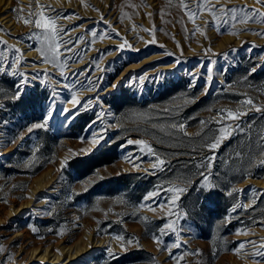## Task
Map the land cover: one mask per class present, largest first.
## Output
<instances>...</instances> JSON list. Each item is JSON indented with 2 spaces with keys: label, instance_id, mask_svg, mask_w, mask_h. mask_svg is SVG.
I'll return each mask as SVG.
<instances>
[{
  "label": "rangeland",
  "instance_id": "374dc122",
  "mask_svg": "<svg viewBox=\"0 0 264 264\" xmlns=\"http://www.w3.org/2000/svg\"><path fill=\"white\" fill-rule=\"evenodd\" d=\"M185 2L196 9V0ZM180 3L39 0L64 29L55 63H48L37 50H47V33L19 19L41 11L36 0H0V63L11 66L0 70V264H264L254 255L264 251V172L253 174L264 167V22L231 26L217 12L218 32L205 24L213 20L209 12L193 24ZM211 5L264 12L256 0ZM19 73L29 82L14 99ZM73 94L92 103L74 105ZM53 97L47 129L29 133ZM247 98L254 105L243 103ZM221 110L246 114L224 120ZM181 123L183 131L172 127ZM224 127L229 135L209 150ZM128 139L150 144L164 170L153 173L155 157ZM90 152L93 159L69 164ZM201 172L211 189L199 187ZM159 185L188 191L175 209L140 207ZM232 189L243 192L228 195ZM170 221L176 231L162 233Z\"/></svg>",
  "mask_w": 264,
  "mask_h": 264
},
{
  "label": "snow or ice",
  "instance_id": "6c2138e0",
  "mask_svg": "<svg viewBox=\"0 0 264 264\" xmlns=\"http://www.w3.org/2000/svg\"><path fill=\"white\" fill-rule=\"evenodd\" d=\"M37 3V7L41 9L40 12H31L29 13V16L27 18L24 17H20L19 19H23V23L25 25H29L32 24L34 26L35 29L40 30L44 33H47V35H45L43 38L48 40V45H47V50L45 49H37L38 51H40L42 60L40 62H48V63H55L56 60V52L59 50L60 48V44L57 41V36L59 34V32L64 31L63 28H57V24H56V20L59 17L56 16H46L45 12L43 11V9L45 8H49L51 6H42L39 5V0H36ZM211 0H196V9L195 10H191L190 6L188 3L185 2V0H181L180 6L185 10L186 15L189 18V21L192 22L193 24H195V19L204 11L209 12V14H211L213 16V20L211 21H206L205 24L206 25H212L213 27H215L217 29V31L219 32V25H217L215 23V19H216V13L220 12L223 13L224 18L221 20L222 23H231V26H235L236 23H251V22H257L256 18L260 17V20L258 22H264V12H262L259 8H249L248 5H236V6H231V7H226L221 5L219 8L216 7V5H211ZM256 4H259L261 6V8H264V0H256ZM22 11V10H21ZM243 14V16L241 17L240 14ZM148 15H151V13H149ZM230 17V21L229 18ZM65 18H69V17H65ZM133 27H136L135 25ZM0 31H3L2 28H0ZM90 31V30H89ZM145 31H148L147 29H145ZM200 31V26L196 25L194 30H193V35H195V32ZM223 34V33H220ZM91 35L93 36L94 39L98 38L100 40H103L105 38L104 34H98L96 31H92ZM118 35V34H116ZM261 35H264V33H261ZM31 38V37H30ZM80 39V38H77ZM6 42L4 41H0V45H5ZM121 48L124 47V44L120 45ZM17 53H20L21 55L23 54L21 52V50L16 49L15 50ZM65 51H71V49H65ZM51 56V59L49 58ZM11 66H7L5 67L2 63H0V70H8ZM209 75H208V81H211L212 76V68L208 69ZM14 75L17 73H13ZM19 75L21 76V81L17 83L16 85V93L14 96V99H19L20 94L25 86V84H27L29 82V80L27 79V74L24 73H19ZM89 83H91L89 81ZM71 103H73L74 105H79V107H83V108H87L89 104L92 103V100L89 99L87 101H85L83 104H81L80 101H78L76 99L75 94H73L72 98H71ZM243 103L252 106L254 105V101L251 98H247ZM261 109L259 107H256V111H260ZM55 111V99L53 97V99L50 101L49 104V109L48 112L45 116V118L42 121H38V122H34L31 126H29L27 128V131L29 133H32L34 129H47L48 124H49V120L52 118V115ZM64 113L69 112V109L64 108L63 109ZM246 113L244 112H240L239 110H221L220 115L222 116V118L224 120H238L242 115H245ZM204 121H201V124H204ZM173 128H179L181 131H183L185 129V125L184 124H173L172 125ZM222 131V135L214 140L213 142H211L210 144H207L206 147L211 150V151H215L219 148L221 141L227 136L229 135V130L227 127H224L221 129ZM187 133L185 132V135ZM22 139V137H21ZM93 139L95 140V136L93 137ZM264 139V138H262ZM14 142V141H12ZM127 144L132 145V144H136L138 146H141L140 151L142 153H144L145 155H152L155 157V162L152 163V170L153 173L157 170L163 171L164 170V165H165V161L163 159H160L159 156L155 153L153 147L148 144L146 141L144 140H136L133 141L131 139L127 140ZM216 157L212 156L209 160L208 163L212 164L215 161ZM141 162H143V159L141 157ZM68 161L64 160L61 162V170H63V168L67 165ZM260 163L262 165H264V159H262L260 161ZM134 167H139V165H134ZM202 180L197 182L199 187L201 188H208L211 189L212 185L210 183H208V176L204 173L201 172L200 173ZM188 191V187L187 186H180V185H176V186H168L165 187L164 185H159L156 186L154 188L153 191H149L148 193L145 194L142 203L140 204V207L142 208H148L149 210L155 211V209L157 207L159 208H163L166 205L169 206L172 209H175L178 206V201L179 199ZM243 192V190H237V189H232V191H230L228 193V195H232L233 192ZM157 198H159L160 203H152L149 204V201H156ZM236 207L238 208H244L245 205L243 204H237ZM233 211H235V208L233 209ZM169 217L172 215H175V211H170L169 212ZM147 219V218H144ZM259 223L261 224V226H264V220L259 221ZM165 229L171 230L173 232L176 231L175 228V221H170V222H166L162 228L160 229V231L163 233ZM33 231H35V229H33ZM237 234H245L244 230H237ZM117 240H124V237L121 235H116L114 237ZM153 240L157 243H161L159 237H157L156 235H153ZM133 241L131 239H129L127 241V243L131 244ZM248 243H252L255 246V242L254 241H250ZM177 247H179L180 245L177 244ZM121 247H124L123 244H121ZM244 247V242H241L238 247L236 249H234L235 252H239L240 249H242ZM261 249H264V245H261ZM169 250V254L170 257H172V253ZM109 254H112V250L109 247L107 249ZM254 255H260V256H264V251L261 250H257L256 253H254ZM175 258V257H172Z\"/></svg>",
  "mask_w": 264,
  "mask_h": 264
},
{
  "label": "trees",
  "instance_id": "16d2710c",
  "mask_svg": "<svg viewBox=\"0 0 264 264\" xmlns=\"http://www.w3.org/2000/svg\"><path fill=\"white\" fill-rule=\"evenodd\" d=\"M82 126H83V124H82ZM95 156H96V152H90V153H88V154H86L84 156H75L72 159H70L69 164H74V163H76L77 161H80V160L81 161H88V160L93 159ZM262 169H264V167H262L261 170H259L257 172L256 171L253 172V174H260L261 172H264V171H262Z\"/></svg>",
  "mask_w": 264,
  "mask_h": 264
},
{
  "label": "bare ground",
  "instance_id": "6f19581e",
  "mask_svg": "<svg viewBox=\"0 0 264 264\" xmlns=\"http://www.w3.org/2000/svg\"><path fill=\"white\" fill-rule=\"evenodd\" d=\"M44 257V256H43Z\"/></svg>",
  "mask_w": 264,
  "mask_h": 264
}]
</instances>
